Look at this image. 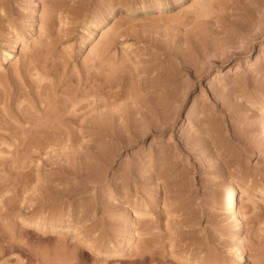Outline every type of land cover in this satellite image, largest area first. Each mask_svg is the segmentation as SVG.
Listing matches in <instances>:
<instances>
[{
  "label": "rangeland",
  "instance_id": "1",
  "mask_svg": "<svg viewBox=\"0 0 264 264\" xmlns=\"http://www.w3.org/2000/svg\"><path fill=\"white\" fill-rule=\"evenodd\" d=\"M239 251L264 264V0H0V264Z\"/></svg>",
  "mask_w": 264,
  "mask_h": 264
},
{
  "label": "bare ground",
  "instance_id": "2",
  "mask_svg": "<svg viewBox=\"0 0 264 264\" xmlns=\"http://www.w3.org/2000/svg\"><path fill=\"white\" fill-rule=\"evenodd\" d=\"M204 15V14H203ZM240 25V24H239ZM237 26V25H236ZM237 28H239V27H237ZM104 33H106V32H104ZM104 33H102L103 34V36H104ZM105 35H107V33L105 34ZM109 41H110V39H109ZM111 41H112V39H111ZM195 42V41H194ZM94 49H96L95 47H93ZM14 49V48H13ZM13 51V50H12ZM92 51V50H91ZM94 51V50H93ZM91 53H93V52H91ZM7 54V53H6ZM5 55V54H4ZM6 56V55H5ZM63 99H65V98H63ZM72 112V111H71ZM76 122V121H75ZM74 123V122H73ZM91 123V122H90ZM49 140V139H48ZM220 189V188H219ZM241 191H243L242 189L240 190V188H239V186L237 187V186H229V185H223L222 186V188H221V191H219L220 192V198L222 199V200H228V202H227V204L225 205L226 207L225 208H227V210L228 211H230V212H232V213H234L235 215H236V217H237V219H238V224L236 225V227L237 228H235V229H239L241 226L239 225V221H240V217H239V210H238V206H237V204H236V201H235V196L236 195H238V193L239 192H241ZM242 195V194H241ZM237 199V198H236ZM238 203V202H237ZM242 204V203H241ZM241 213V212H240ZM241 216V215H240ZM243 220V219H242ZM240 224H242L241 222H240ZM235 226V225H234ZM242 228V227H241ZM237 232H238V230H237ZM236 232V233H237ZM120 250V249H119ZM242 251H239V253H238V256H239V263H237V264H241L242 262H243V260H244V257H243V254L241 253ZM244 264V263H243Z\"/></svg>",
  "mask_w": 264,
  "mask_h": 264
}]
</instances>
